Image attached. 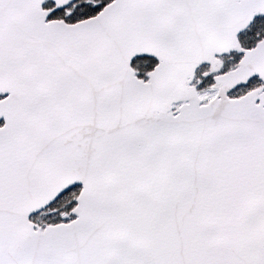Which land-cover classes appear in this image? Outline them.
Masks as SVG:
<instances>
[{
    "label": "snow or ice",
    "instance_id": "snow-or-ice-1",
    "mask_svg": "<svg viewBox=\"0 0 264 264\" xmlns=\"http://www.w3.org/2000/svg\"><path fill=\"white\" fill-rule=\"evenodd\" d=\"M0 264H264V0H0Z\"/></svg>",
    "mask_w": 264,
    "mask_h": 264
}]
</instances>
